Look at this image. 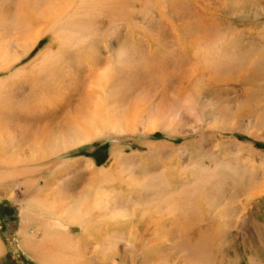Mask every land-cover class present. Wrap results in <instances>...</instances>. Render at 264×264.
I'll return each instance as SVG.
<instances>
[{"label":"rangeland","instance_id":"rangeland-1","mask_svg":"<svg viewBox=\"0 0 264 264\" xmlns=\"http://www.w3.org/2000/svg\"><path fill=\"white\" fill-rule=\"evenodd\" d=\"M8 94L7 146L35 100L60 131L0 165V264H264V0H0Z\"/></svg>","mask_w":264,"mask_h":264},{"label":"bare ground","instance_id":"bare-ground-1","mask_svg":"<svg viewBox=\"0 0 264 264\" xmlns=\"http://www.w3.org/2000/svg\"><path fill=\"white\" fill-rule=\"evenodd\" d=\"M72 3V2H71ZM74 4V3H73ZM118 4V3H117ZM50 7V6H49ZM111 11H115L114 12V15L112 16V21L116 18V16L118 17L119 16V13H118V10L116 8H113V9H109ZM63 20V19H62ZM52 23V22H51ZM57 26V25H56ZM55 26V27H56ZM49 28V27H48ZM44 32V31H43ZM130 37V36H129ZM47 56V54H46ZM82 67V66H81ZM91 67V65H90ZM133 87V86H132ZM91 90V89H90ZM92 91V90H91ZM99 92V90H98ZM84 93V92H83ZM93 92L91 93H88V96H87V99H89V104L87 103H81L82 105L78 107V111H80L79 114L82 115L83 114H89V112H95L94 110V107H93V104L91 103L92 100L94 99V96L92 94ZM97 93V90L96 92ZM100 95V94H99ZM1 98V97H0ZM1 99H3L4 103H5V106H2L3 104L0 103V123H4L3 121H1V115L2 113L5 111L6 109V106L9 107V105H11V102H13L15 99L10 95L8 94L7 96H3ZM95 102L96 101V98L94 99ZM99 100H102V99H99ZM31 102V101H30ZM40 101L38 100H35L34 103H30V108H31V111L29 109L27 110H23L21 109L20 112H18V114H15L14 117L15 119L17 118L18 121H20V124L19 123H15L13 124L14 126H16V130L14 131V129H12L11 127L13 126L12 123L11 124H8V127L7 125L4 126V128H11L15 133H17V136L15 137H12L10 138V141L11 143L13 142V145H8L6 144L5 142V138L2 139V136H1V139H0V143L3 145V147L6 149V153L3 152V149L0 148V165H3V164H6V165H10L12 166L11 164H21L22 162H24V160L27 159L24 158V159H21V157L17 154L18 152H13L11 156L10 153L8 152L9 149H11L12 147H17L18 150L20 151H23V152H26V147L28 149H35V150H40L41 148L45 147V145H47L48 143H50L53 138H54V134L59 132L58 130H56V132H54V130L52 129V127L50 126V123L49 122H45L44 124H42V120L41 118L39 117L38 114L41 115V113H39L41 111V104L39 103ZM59 102V101H58ZM43 103V102H42ZM91 103V104H90ZM99 104H101L100 102H97ZM96 104V103H94ZM103 105L106 104V103H102ZM98 105V104H97ZM96 105V106H97ZM11 107V106H10ZM7 110V109H6ZM100 110V109H99ZM103 110H104V106H103ZM10 111V110H9ZM26 112H30V115L26 114ZM109 112V111H108ZM8 114H6L7 116ZM73 115V114H72ZM96 115V114H95ZM42 116V115H41ZM87 116V115H86ZM12 117V116H11ZM13 118V117H12ZM71 120L67 122L68 125H75L76 124V120L74 117H70ZM69 118V119H70ZM109 118V117H107ZM64 119V117L62 118ZM10 120V119H9ZM66 120V119H65ZM107 120V119H106ZM6 121V120H5ZM13 121V120H12ZM9 122V121H8ZM5 124V123H4ZM2 124V125H4ZM108 124V123H107ZM107 124H104L102 123V129H105L106 125ZM85 124L82 123L81 126H84ZM87 125V124H86ZM99 125V124H98ZM62 125H60L61 127ZM66 126V124L64 125V127ZM79 126V125H77ZM76 126V127H77ZM74 127V126H73ZM75 127V128H76ZM66 128V127H65ZM93 128V127H92ZM3 129V128H1ZM83 129V127L81 128ZM84 130V129H83ZM86 131V134L88 136H91L88 138L91 139L93 136L94 137H97L99 135H101L104 130H100L101 132H96L95 130H92V129H89L88 126L87 128L85 129ZM61 133V132H60ZM85 133V132H84ZM70 137V136H69ZM85 137V136H84ZM87 137V136H86ZM19 139V140H18ZM17 143V144H16ZM31 147V148H30ZM61 150V148H58V150L55 152H59ZM6 155V160L3 159V156L2 155ZM42 156H44L43 152H42ZM1 184V182H0ZM96 195V194H95ZM97 196V195H96ZM70 204V203H69ZM74 202L71 201V205H73ZM85 204V200L83 201L82 205ZM30 205V206H29ZM28 206L30 208H38L39 211L41 212H49L50 210V207L47 203H44V202H40V201H37V202H32L31 204H29ZM70 205V206H71ZM70 206H68V210L71 211V213L73 212V210H71ZM98 206V201L97 199L95 200H92V196L91 198L89 199L88 203H87V206L85 209L82 210L81 213L79 212H73L72 215L70 216L72 218V220H75V221H78L82 227V229H85L86 228V216L90 213V211L86 212L87 208H96ZM63 210L65 211L66 209L63 207ZM60 213V212H59ZM62 213V212H61ZM63 214V213H62ZM62 214L57 215V218L58 219H62ZM64 219V218H63ZM64 221V220H63ZM60 223L57 222L56 226L54 227V232H52L51 230H45L44 232V237L42 238V240L44 241H47V243H50V245L53 246L54 249H57V250H61L63 253H65V250L67 251V249L69 250H72L73 249V246L70 244L71 242L69 241L68 239V236H67V232L63 229L61 230L60 228H58L57 225H59ZM186 227V226H185ZM61 233V235L59 237L56 238V236ZM23 234V233H22ZM24 236V235H23ZM104 237V236H103ZM26 240V238H25ZM30 242L31 239H29ZM34 243V242H33ZM33 243H27L26 246H28V250L30 252H34V254H36L38 251H39V246H35L33 247ZM65 244V245H62ZM58 244H60L61 246H57ZM59 250V251H60ZM38 257L39 259L41 258V254L39 253L38 254ZM42 258H45V257H42ZM41 258V259H42ZM59 257L58 256H54V257H50V258H46V261L43 259V264H60L61 262H57V259ZM42 264V262H41ZM63 264V263H62ZM66 264V263H65Z\"/></svg>","mask_w":264,"mask_h":264}]
</instances>
